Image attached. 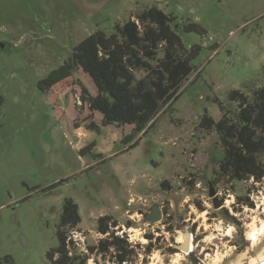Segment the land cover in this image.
Returning <instances> with one entry per match:
<instances>
[{
	"label": "rangeland",
	"instance_id": "1",
	"mask_svg": "<svg viewBox=\"0 0 264 264\" xmlns=\"http://www.w3.org/2000/svg\"><path fill=\"white\" fill-rule=\"evenodd\" d=\"M152 6L176 18L184 47L200 50L178 100L146 134L134 135L132 125L101 127L95 112L79 121L88 110L79 105L76 85L53 104L38 91L37 83L85 37L109 35ZM187 23L204 33H183ZM74 77L95 92L81 73ZM263 85L264 0H0V264H48L66 199L81 216L71 234L81 254L102 238L96 219L112 216L116 234L127 236L136 252L127 264H249L262 256L264 183L218 180V137L197 125L204 112L221 118L214 98L232 110L229 91L249 95ZM90 122L98 131L86 129ZM131 134L138 144L125 151L122 139ZM210 186L222 204L217 210ZM244 197L252 208L238 204ZM155 205L162 219L150 224L144 216ZM186 227L181 253L174 246L183 243ZM252 227L260 232L253 245ZM146 235L154 243L150 252ZM113 263L93 255L86 264Z\"/></svg>",
	"mask_w": 264,
	"mask_h": 264
},
{
	"label": "trees",
	"instance_id": "2",
	"mask_svg": "<svg viewBox=\"0 0 264 264\" xmlns=\"http://www.w3.org/2000/svg\"><path fill=\"white\" fill-rule=\"evenodd\" d=\"M175 19L152 6L136 13L134 19H128L121 26L115 24L109 35L96 31L74 47L61 66L37 83L38 91L53 104L66 86L76 85L80 89L79 105H86L88 110L79 121L90 120L95 112L102 117L101 127L132 125L134 135L146 134L153 128L158 114L178 100L181 86L196 70L191 63L200 48L184 47L178 37L180 29ZM181 31L204 33L195 23L184 24ZM76 73H81L91 83L94 93H89L82 82L75 79ZM214 99L221 118L215 121L204 112L197 127L214 132L218 137L223 155L215 176L227 184L250 179L254 184L264 183V85L249 95L234 89L229 91V104H235L232 110H225L219 99ZM77 123L76 120L73 122L75 129L79 128ZM86 129L98 131L92 122ZM133 134L122 139L124 145L129 143L125 151L138 144L129 141ZM191 184L189 181L188 185ZM160 186L169 187L166 181ZM237 202L240 206L253 207L248 197L238 198ZM225 215L233 219L227 213ZM80 218L73 200H64L55 234L57 247L45 253L48 264H86L93 255L101 256L103 260L113 258V264H127L135 256L127 236L116 234L117 224L112 216L96 219V231L102 238L88 246L86 254L78 252L68 237L79 225ZM146 238L152 245L145 251L150 252L154 247L152 236L146 235ZM173 251L169 250L170 253Z\"/></svg>",
	"mask_w": 264,
	"mask_h": 264
},
{
	"label": "water",
	"instance_id": "3",
	"mask_svg": "<svg viewBox=\"0 0 264 264\" xmlns=\"http://www.w3.org/2000/svg\"><path fill=\"white\" fill-rule=\"evenodd\" d=\"M212 188L213 187L210 186L208 195H209V198H212L213 199V204H214L213 207L217 210V209H219L222 206V204L220 203V201L216 197V193H215V191ZM161 219H162V213H161V211L158 209V207L156 205L153 206L149 210V212H147L145 214V216H144V221H147L150 224H154V223L160 221ZM188 229L189 228L186 227V231L184 233V237L185 238H186V236H189L190 237V233L188 232ZM185 238H183V240ZM186 244L187 243L184 242L182 245L181 244L180 245H175L174 246V249H176L178 251H181V253H182V249L183 248H185V250H187V245ZM261 264H264V262L261 263Z\"/></svg>",
	"mask_w": 264,
	"mask_h": 264
},
{
	"label": "bare ground",
	"instance_id": "4",
	"mask_svg": "<svg viewBox=\"0 0 264 264\" xmlns=\"http://www.w3.org/2000/svg\"><path fill=\"white\" fill-rule=\"evenodd\" d=\"M262 229V228H261ZM257 233H258V230L256 229V228H254V227H252V228H250L248 231H247V236H248V238H249V240L251 241V244L253 245L256 241V239H257ZM260 233V232H259ZM258 233V234H259ZM186 237H189V236H186ZM185 238V237H184ZM186 243V240L184 239L183 240V243ZM182 243V244H183ZM181 244V245H182ZM184 249L185 248H183L182 249V251H184ZM264 262V254L262 255V256H260V257H257V258H255V259H251L250 260V263L249 264H261V263H263Z\"/></svg>",
	"mask_w": 264,
	"mask_h": 264
},
{
	"label": "built area",
	"instance_id": "5",
	"mask_svg": "<svg viewBox=\"0 0 264 264\" xmlns=\"http://www.w3.org/2000/svg\"><path fill=\"white\" fill-rule=\"evenodd\" d=\"M71 234L73 235L74 233L72 232ZM71 239L73 240L72 242H74V244H76V245L78 244V242L76 240H74L73 236L69 235L68 240H71ZM191 251H192V249H191Z\"/></svg>",
	"mask_w": 264,
	"mask_h": 264
}]
</instances>
